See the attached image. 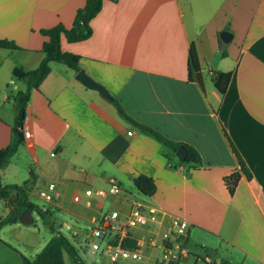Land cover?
I'll return each mask as SVG.
<instances>
[{"label":"crops","instance_id":"crops-1","mask_svg":"<svg viewBox=\"0 0 264 264\" xmlns=\"http://www.w3.org/2000/svg\"><path fill=\"white\" fill-rule=\"evenodd\" d=\"M84 3L0 0V39L19 47L0 48V149L11 141L16 114L7 102L18 82L26 84L13 78V67L35 68L47 39L40 29L59 22L70 27ZM90 25L86 39L62 36L61 49L77 54L79 69L103 85L133 120L194 147L202 165L179 164L161 142L121 116L112 99L77 80L76 70L52 61L26 104L31 138L1 169V179L11 170L10 182L1 183L32 179L28 198L43 199V208L69 215L81 230L102 212L125 213L135 201L154 209L160 221L131 227L134 238L159 234L174 216L184 219L186 247L204 255L188 248V256L176 264L191 253L206 264H264V0H103ZM224 29L232 34L229 42L219 38ZM191 43L202 85L189 79ZM216 70L231 73L223 94L211 80ZM226 135L251 172V178L240 177L233 194L224 177L238 163ZM20 169L29 178L20 180ZM139 174L154 180L153 194L138 190ZM110 176L120 193L86 203L84 189L106 188ZM50 181L56 190L48 201L38 191ZM2 201L6 214L12 205ZM52 224L49 237L18 225L5 231L9 239L0 234V264H30L54 234ZM67 256L64 252L65 264Z\"/></svg>","mask_w":264,"mask_h":264},{"label":"trees","instance_id":"trees-1","mask_svg":"<svg viewBox=\"0 0 264 264\" xmlns=\"http://www.w3.org/2000/svg\"><path fill=\"white\" fill-rule=\"evenodd\" d=\"M102 3L103 0H85L84 5L76 10L70 27H66L61 22H59L51 27L41 28L40 32L44 34L47 39L41 46V52L43 53V56L39 64L33 69H24L20 66L13 67V78L24 81L26 83V87L23 90H17L12 96H10L16 114L14 124L12 126L11 141L8 145L0 149V171L7 165L10 157L17 150L19 144H21L24 140L22 124L25 119V108L29 98L30 90L31 88H38L41 81L47 76L50 71V62H60L73 70H79V56L73 52L63 51L61 49V37L64 36L68 41H79L88 38L92 31L90 21L101 9ZM0 48L13 50L18 49L19 47L14 41L2 38L0 39ZM188 70L189 79H195L199 84L202 85L200 64L193 43L190 44L188 51ZM230 76V71L216 70L213 72L211 80L219 93L223 94L225 92L230 80ZM112 100L121 116L133 121L141 131L161 142L172 155H174L175 149L179 144L185 146L187 149V155L183 161H178L179 164L188 165L191 167H198L202 165L201 155L194 147L181 141L172 140L162 134L159 130L133 120L124 111L115 98ZM226 137L228 139L231 151L233 152L238 163V168L224 177L229 193L233 194L240 177L244 175L246 178H251V172L230 138L227 135ZM135 185L138 190L145 195H151L155 190L154 180L145 174H139L136 177ZM31 187L32 179H28L21 184H2L0 173V200H4L6 203L12 205V209L3 217H0V227L5 224L17 222L18 215L24 208H28L31 211H36L44 220L50 219L52 211L48 207H40L34 204L28 198V193ZM15 194H17L16 198H14ZM126 241L131 246L135 243V241L130 238H127ZM76 243V241H72L71 237L64 233H59L57 235L53 234L52 237L45 243L40 252L30 259V264H65L64 252L69 254L74 264H89L79 254ZM103 262L101 264H110L106 259H104ZM176 263L177 262H170L167 264ZM114 264L128 263L115 262ZM154 264L163 263L157 262Z\"/></svg>","mask_w":264,"mask_h":264},{"label":"built area","instance_id":"built-area-1","mask_svg":"<svg viewBox=\"0 0 264 264\" xmlns=\"http://www.w3.org/2000/svg\"><path fill=\"white\" fill-rule=\"evenodd\" d=\"M22 132L24 140H30L32 134L25 121L22 124ZM132 134V130L127 131V135ZM107 183L106 188L86 187L83 191L87 198L86 203L94 197L120 193V185L113 176L107 178ZM55 190L56 183L50 181L38 191V194L50 201ZM80 198L79 194L73 195L74 201H80ZM159 221L160 218L154 209L145 210L142 203L135 201L125 213L119 208L102 212L83 230L64 221L59 224L60 226L57 225L53 232L57 235L65 231L64 234L70 237L81 236L92 253H98L110 264L143 260H152L153 264L157 262L167 264L187 257L189 251L185 237L188 223L177 216L172 217L169 226L159 234L134 238L129 233L131 227L158 224ZM127 238L133 239L134 245H129Z\"/></svg>","mask_w":264,"mask_h":264},{"label":"rangeland","instance_id":"rangeland-1","mask_svg":"<svg viewBox=\"0 0 264 264\" xmlns=\"http://www.w3.org/2000/svg\"><path fill=\"white\" fill-rule=\"evenodd\" d=\"M18 86H19L18 87L19 89H22L23 90V89H25L26 84H24L23 82L20 81V82H18ZM10 88H11V90H13L12 87H10ZM9 105H11L12 107H14L11 98L7 102V106H9ZM13 113H12V116H13ZM10 168H11V166H10ZM10 173H11V170L8 169V173L2 176V179H1V182L2 183H9L10 182V180H11L10 179ZM18 176H19V179L20 180L29 178L28 172L25 171V170H23V169H20L19 170ZM31 200L33 202H35L40 207H43V206L46 205L44 203L43 199H41L39 197L31 196ZM109 206H110L109 205V200H106V205H105L104 209L106 210ZM5 212H6L5 211V205H4L3 201L0 200V214H3V213L5 214ZM32 216L34 218V222L32 224H29V225H24V224H21V223H18V224H13V223L12 224H8V225L4 226L0 230V234L3 235V236H5L6 239H9V235L6 234L5 231L8 230V229H10V227H13V226L18 225L22 229H27V230L33 231L36 235L49 237V235L52 232L49 229L50 228L48 226L49 223L50 224L53 223L52 224L53 225V228H55L56 225H59V224H61L64 221L65 222H68L70 224H74L75 225V222H73L72 219L70 218V216L67 215V214H64V215L61 216V215H58L57 213H54L53 212L50 215V219L44 220L36 211H33ZM87 224L88 223H86L84 225L86 226ZM62 232L65 233V231H62ZM71 240L72 241L74 240V241L77 242L76 245L78 247L79 254L81 255V257L85 261H87V263H89V264H100L101 263L102 257L98 253H92L90 251L89 247L87 246L86 242H84V239L81 238V236L80 237H77V238L76 237H71ZM82 240H83V242H82ZM187 248H190L191 251L192 250L193 251H198L200 254H202V256L204 255V252L202 250H200L199 248H197V249L196 248H191L190 246L187 247ZM66 259H67L66 264H69L71 262L69 256H67ZM127 263L128 264H152V262H150L148 260H143L141 262H127ZM193 263L206 264V262L202 258H196L195 255H194V253H191L189 255V258L186 261H181L179 264H193Z\"/></svg>","mask_w":264,"mask_h":264},{"label":"water","instance_id":"water-1","mask_svg":"<svg viewBox=\"0 0 264 264\" xmlns=\"http://www.w3.org/2000/svg\"><path fill=\"white\" fill-rule=\"evenodd\" d=\"M232 37V34L229 30L224 29L219 32V38L223 42H229ZM76 79L79 80L82 84H84L86 87L97 90L103 97L106 99H112V96L107 91V89L101 85L99 82H97L95 79H93L90 75H88L85 70L80 68L76 71L75 75ZM175 156L179 161H183L186 158L187 155V149L182 144H179L174 152ZM17 197V194L14 195V198ZM34 221V218L32 216V211L28 208H24L20 211L18 215V222L24 225L32 224Z\"/></svg>","mask_w":264,"mask_h":264}]
</instances>
